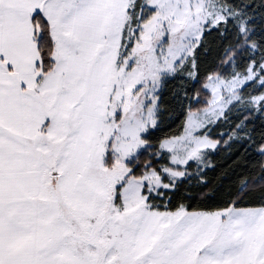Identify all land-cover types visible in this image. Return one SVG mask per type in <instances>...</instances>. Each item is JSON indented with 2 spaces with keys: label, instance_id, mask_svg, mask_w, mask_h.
Wrapping results in <instances>:
<instances>
[{
  "label": "snow or ice",
  "instance_id": "1",
  "mask_svg": "<svg viewBox=\"0 0 264 264\" xmlns=\"http://www.w3.org/2000/svg\"><path fill=\"white\" fill-rule=\"evenodd\" d=\"M61 3L68 8L64 16L69 28L75 30L91 0H51L53 9ZM28 6L29 0H0V30L9 16H19ZM260 11L264 0L233 4L222 10L218 23L208 24V35L235 41L233 54L249 52L246 71L255 69L256 79L249 76L246 87L255 82L260 91L249 97L253 109L205 149L208 163L195 173L189 168L187 178L184 173L170 176L163 166L161 176L149 162L129 167L118 183L97 177L101 189L93 190L78 166L76 138L45 129L47 121L39 127L25 122L13 110L17 101L0 95V264H264V29L256 44L252 36L257 33L247 31ZM42 16L43 9L36 7L33 19ZM51 40L50 34L38 38L43 54L37 67L45 71L56 63L45 50ZM190 56L198 76L195 53ZM183 98L189 108L199 100L196 93L189 100L188 90ZM220 147L237 166L223 181H237L226 200L221 199L224 188L213 189L207 179L215 171L212 157ZM241 159L248 162L242 172ZM155 161L160 163V154ZM150 171L156 175L155 187ZM193 175L194 187L189 185ZM198 202L209 207L194 210Z\"/></svg>",
  "mask_w": 264,
  "mask_h": 264
},
{
  "label": "rangeland",
  "instance_id": "2",
  "mask_svg": "<svg viewBox=\"0 0 264 264\" xmlns=\"http://www.w3.org/2000/svg\"><path fill=\"white\" fill-rule=\"evenodd\" d=\"M136 3L91 0L75 30L68 26L63 3L53 9L51 0H29L21 12L22 19H32L36 7L43 9L56 60L49 73L36 69L25 81L24 121L37 127L47 121L45 129L54 134L70 132L76 138L78 166L93 190L101 189L97 177L113 183L125 178L148 147L146 133L157 127V93L163 83L191 59L209 22L218 23L222 10L228 9L216 0H142L138 11ZM235 60L229 55L225 65L230 72L224 68V74L206 81L207 106L189 114L182 135L160 145L158 154L168 156V175L184 173L187 178L191 164L193 173L207 164L205 149L216 141L210 127L235 106L253 109L241 90L249 76L255 81V69L231 73ZM109 152L114 155L109 157ZM149 176L155 187L156 175L150 171Z\"/></svg>",
  "mask_w": 264,
  "mask_h": 264
},
{
  "label": "trees",
  "instance_id": "3",
  "mask_svg": "<svg viewBox=\"0 0 264 264\" xmlns=\"http://www.w3.org/2000/svg\"><path fill=\"white\" fill-rule=\"evenodd\" d=\"M225 7L231 8L233 4L236 7H241L242 4L249 3L250 0H216ZM142 6V0H137L136 10H140ZM235 11V9H232ZM32 25L35 28V40L37 43V49L39 53V61L42 57L41 45L38 42L40 35L47 37L50 34L49 24L43 18L31 19ZM264 11L257 12L256 23L252 26L247 27V31H254L255 35L252 36V42L254 44L259 43L261 37L258 33L264 29ZM40 29V30H39ZM234 31V29H231ZM48 46L45 50H49L53 56L54 45L52 40L47 42ZM199 45H202L205 49L204 52L200 51V48L195 49V58L197 60L196 67L199 70V75L197 76L194 71L191 69L192 59L188 60L184 66L172 77L165 80L162 86V90L159 94V117L157 127L153 130H150L146 133L144 140L148 147L143 150L136 159L132 162L131 168H136L138 165L143 166L146 163H151L155 165L156 171L160 172L161 166H168V156L161 158L160 163H156L155 155L159 153L160 145L170 137H179L185 130L187 119L189 114L195 111L202 110L207 106L206 101L209 97L208 92L204 90V85L206 81L215 75L224 74L226 69L225 61L228 56L233 54V49L235 48V41H226L216 34L208 35L205 31L201 42ZM228 48L225 51V48ZM235 66L233 68L234 72L245 73L246 69L249 67L247 60L250 58L248 51L237 50L235 52ZM257 63L259 62L260 57H257ZM47 67V66H46ZM53 68V65L45 71L44 69L38 68L43 74L49 73ZM227 70V69H226ZM228 71V70H227ZM195 73V76H191L192 73ZM230 72V71H228ZM185 90H188L189 100H191L193 93H196L199 96L198 102H193L191 107H188V102L183 98V93ZM260 88L253 84L252 88H243L241 90V96L244 99H249L254 92H259ZM252 109H242L238 107H233L222 119H220L215 125L210 127L209 132L210 136L215 140L222 139L218 134L221 130L227 132L229 127L235 123L240 116ZM227 121V122H226ZM183 130V131H182ZM155 131V135H153ZM237 145H232V150L235 151ZM110 157V156H109ZM209 158V156H208ZM232 157L229 156L228 150L220 147L218 154L212 157L213 162L216 165L215 171H209L207 173V179L212 181L213 189L223 187L224 191L221 194V199H227L229 193L236 187L237 181L233 178L232 183L224 184V178L226 176L231 177L233 175V170L237 168L235 164L232 163ZM240 171L242 172L244 167L248 166V162L241 159L239 162ZM188 168H191L194 172V165L191 164ZM189 170V169H188ZM139 176V173H137ZM197 180L195 175L192 179L189 180V185L196 186ZM185 185V187L189 186ZM190 203V202H186ZM204 202H198L194 206V210H201L208 208Z\"/></svg>",
  "mask_w": 264,
  "mask_h": 264
},
{
  "label": "crops",
  "instance_id": "4",
  "mask_svg": "<svg viewBox=\"0 0 264 264\" xmlns=\"http://www.w3.org/2000/svg\"><path fill=\"white\" fill-rule=\"evenodd\" d=\"M4 26L0 30V95L17 101L13 110L24 120V83L34 75L39 53L30 17L13 16Z\"/></svg>",
  "mask_w": 264,
  "mask_h": 264
}]
</instances>
